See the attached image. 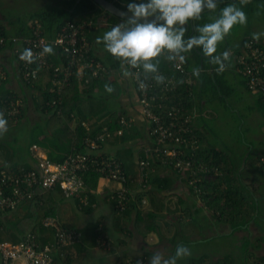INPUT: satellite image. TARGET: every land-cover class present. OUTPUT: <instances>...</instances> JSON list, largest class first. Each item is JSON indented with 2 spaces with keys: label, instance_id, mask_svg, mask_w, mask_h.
I'll return each instance as SVG.
<instances>
[{
  "label": "trees",
  "instance_id": "obj_1",
  "mask_svg": "<svg viewBox=\"0 0 264 264\" xmlns=\"http://www.w3.org/2000/svg\"><path fill=\"white\" fill-rule=\"evenodd\" d=\"M108 1L112 2L115 6L125 10L127 0ZM228 2H235L238 7L243 8L244 12H246L248 9H257L259 10V12H264V0H246V2L243 4L240 3V0H223L220 6L223 7L224 3ZM61 4L63 5V7L32 11L31 13L26 15L25 21L23 23L25 24L27 20H40L42 23L43 34L47 38L53 39L57 30L60 29L65 20L77 21L83 18L102 15L106 20V24L104 25L105 31L109 30L111 26L121 21L119 17L108 13L103 8L98 6L94 0H61ZM208 15V13H205V19L197 23L207 22ZM1 32L4 33L5 31L1 30ZM191 33L192 25H189L188 34ZM86 36L90 43L93 56L103 62V65L107 67L106 69L110 71L111 69H113L115 73H118V71H120L121 69V62L117 61L110 54H108L103 49V46L102 49L104 54L102 57L98 56L97 53H94L95 51L93 52L92 44L94 40L92 31L88 30ZM245 40L246 39L242 41L241 45ZM241 45L234 50V53H237L239 51ZM54 49V53L50 55L47 54V58L54 64H60L63 62L61 51L57 47H54ZM218 51H220V49H218ZM171 65L172 62H169L161 57L159 64L160 73L175 75L176 72ZM183 65L186 69L190 70H192L193 67H200V77L198 79L193 77V83L187 88H184L179 80V76H174L178 83L177 91L173 94H166L169 100H173L175 102L180 101V104L183 108H185V110L188 108V110L191 111L192 107H194V102H196V99H198V96L196 94L197 88H200L204 90L202 92V95L206 92H214L216 90L218 91L219 95H222V102L226 101L227 98L225 97V92L227 93V91L226 87L224 86L225 71L219 74L214 72L212 69L215 67V65H210L207 58L201 56L198 51L192 52L187 57V60L185 63H183ZM42 72L43 70H40L39 77ZM39 77L30 84L35 85L39 80ZM121 82L122 81H119L116 78H111V76L107 77L99 75L98 77L91 78L88 84L83 85L86 88L79 92V81L76 77V74L74 73L70 79L69 86H67L63 91L61 111L59 113L52 111L51 107L46 104V101L48 99H51L55 96L54 93L49 91V83L47 85H44L43 87L38 86L39 92L37 96V105L39 106V108H41V115L43 116L44 120H47V122H49L50 119H55L58 122L57 128L51 131L48 130L47 123L45 125H41L40 131H37L33 136V139L38 142L39 134H45L42 138V141H40V144L44 147L49 146L48 148L52 149L47 153V158L50 161L54 163H60L69 154L75 152H84L86 147L83 140L87 133L90 132L89 134L95 135L104 126L110 133L123 128L120 134L116 133L117 135L114 137L116 141L132 142L136 138V136H142L141 134H139V132H135L136 130L133 127H131L133 128L131 132L129 130H126V128L119 123L120 117L123 116L121 114H123L124 111L118 112V110L113 109V107L111 106V100L112 102L115 101L119 98L120 94L123 93L124 88ZM106 84L112 86L113 92L108 93L105 91ZM133 89L136 93V97L138 98V93L135 86L133 87ZM256 98L257 99L255 101V107L262 115H264V93H256ZM16 100L20 101V105L18 106L19 111L14 115H9L8 111L11 109L10 103L15 102ZM225 105L227 106L226 103ZM0 113L4 114V117L8 122H17L20 118H22L24 114L22 100L18 97L17 94L8 90V88L6 87V79L4 77L0 79ZM48 115L49 117H47ZM74 118L77 120L76 128L72 131H69L67 121L73 120ZM87 119L90 123H88V126H85L82 124V120ZM193 121L195 122V120L193 119L190 124L192 127V134L190 135L196 139L199 145H201L205 140L204 136L206 135V133H208V131L205 127H195ZM131 125L133 124L131 123ZM242 126L243 125H241L239 121L238 130L241 132V142L245 143L244 129ZM65 132L71 133L72 137L74 138L72 140V143L69 145L60 140V137ZM209 134L211 133L209 132ZM149 145L150 147L153 146L152 143ZM172 146L178 150H183L185 153L191 152L189 151L190 146L184 147L182 145L176 144H173ZM213 146L214 145H210L209 148L204 147V149L200 146L194 152V160L196 162H202L209 169V173L203 174L202 177L196 182V190L194 189L193 185H189V187L197 196L195 197L200 202V204L194 207V213H192L191 208L185 207L182 209L184 215L182 217L184 219L181 218L180 213L178 215L180 216V220L176 219V221L172 222L171 224L164 223V226L162 223V219L165 215L163 213L162 208L164 206L162 204H160L156 208L143 207V199H146L145 194L146 192L150 191V186H153V184L155 183L156 189L160 191H164L166 187H169V185L167 184V178L162 179L161 182L160 178H158L156 181L157 176L155 177L152 172L154 168H162V170L164 168H171L168 165L164 164L157 154L152 153L150 162L145 168V171L147 172V182L145 186L148 188L145 187L144 189H142L143 187H138L140 188L139 190L136 188L133 189L135 196L128 202L126 208L122 212H117L113 207V213L115 217L119 216V218H125L123 226H118L117 228H115L114 232H134L141 237L154 234L161 240L162 237L166 236L165 234L167 233L165 232L168 231V233H170V236L167 238V241L171 245V254L174 252L177 244L182 243L190 247V243L188 242H195L196 239L193 240L190 237L192 232H197L201 236L200 238L204 239L206 237L204 235V231L211 225L216 226L220 223H227L230 230L227 233H218L219 236L232 235L236 231H247L252 223L256 225L264 234V208H262L261 206V202L264 201V190H258V193L256 192L257 188L256 191H254L251 185H249L244 180V174L246 173V170L252 167L256 172V176L261 180V184L258 183V185H262L264 187V153L261 154L252 152L253 145L250 144L244 151V153H241V158L238 160L237 156H233V159L229 162L230 167H227L231 151H226L227 148ZM147 147L148 145H145L137 151V149L135 150L132 148V145L130 146V151H132L133 149L134 155L137 156V162L140 158H144V150ZM101 155L106 156L104 154ZM112 157L121 160L119 156L114 155ZM239 161H241V163ZM247 162L249 167L245 168V164ZM124 170L126 173L125 166ZM208 174L215 175L212 179H209L206 178ZM181 176L183 177L185 182H187V177L184 175ZM82 177L84 179V184H86L87 188H90L91 190L95 189L98 179L103 176L99 172L94 171L93 169H89L85 172H82ZM39 191V195H35V197L23 202H27V207H33V209L35 210L34 216L31 215L32 212H30L29 215V219L30 217L33 218V220L31 219V223L29 224L30 227H28L27 230L20 229L19 231L18 223H20V221H17V224L10 226L6 223V225H2L4 231L0 232V240H10L13 243H17L25 235V233H22L23 231L34 233L36 236H38L37 238L41 242H45L46 240H49L51 238V231L48 228L43 227L42 219L46 216H56V206L58 204V201L62 200L64 196L62 190L59 187H56L52 190L48 189L45 191L39 189ZM92 196L93 195L90 191H88V189H86V191H83L82 189L80 192V197H85L87 200L86 203L82 202L79 197H74L73 199L79 209L88 211L91 210V207H93V204L95 203V199ZM109 197L110 194L108 195V198ZM110 202L111 206H113L114 202ZM21 204L22 202L19 205ZM100 223V221H97L93 224L95 234L98 235V242H101L105 232L107 231L103 229V226ZM170 226L175 227L172 232L170 231ZM164 228L170 229L165 230ZM16 229L23 234V236H21L22 234L20 235L21 238L18 235L14 234V231ZM78 230L84 233L86 229ZM178 233H181V238L177 236ZM211 236L213 235H210V238ZM118 241L120 243L123 242L121 238H119ZM79 242L80 241L72 245L59 248L54 254L52 264H72V259L69 258V253H67V250L77 245H80L81 247L82 244ZM243 242H245V244ZM251 245L252 244L250 238L244 237L240 245L241 251L236 256L232 255L231 257L229 256V254H224L218 257L216 260L211 261L210 254L199 251L196 254H192L191 256L178 261V264H264V255L253 256V253L250 250ZM81 248L83 249V247ZM84 250L85 248L83 249V251ZM151 255V252H145L144 254L134 257L119 255L116 258L114 264H137V261H143V264H148V259ZM227 257L229 262L226 261Z\"/></svg>",
  "mask_w": 264,
  "mask_h": 264
},
{
  "label": "built area",
  "instance_id": "obj_2",
  "mask_svg": "<svg viewBox=\"0 0 264 264\" xmlns=\"http://www.w3.org/2000/svg\"><path fill=\"white\" fill-rule=\"evenodd\" d=\"M29 25L28 33L24 36L6 35L0 30V48L7 44L13 46L14 54L20 67V78L25 84H30L39 77L40 70L45 71L49 82V91L55 96L46 101L52 111H61L62 95L69 86L70 79L75 73L80 85H86L91 78L112 76L113 69L108 70L98 58L93 56L86 33L94 27L92 19L81 21L65 20L57 30L53 39L43 34L42 23L38 19ZM102 23L106 24L105 18ZM45 43L52 44L61 51L63 62L54 64L49 61L47 54H41ZM31 49L36 57L32 63L20 59V53ZM172 62L176 74H163L165 81L157 84L151 78L145 80L146 87H138L140 79H144L140 70H132L130 76L138 93L140 114L148 125V135L153 146L148 145L144 150V158L138 160V187L144 189L147 182L145 168L150 162L151 154H157L162 162L180 175L187 177V184L193 185L209 169L202 162L194 160V152L198 142L192 134V115L187 113L180 101L169 100L167 95L177 91L178 75L184 88L193 83L191 70L183 64L176 66ZM123 68L127 66L122 64ZM234 71L244 80L245 86L253 93H264V45L253 38H247L234 57ZM178 72V73H177ZM5 76L0 66V79ZM167 94V95H166ZM20 101L11 102L9 115L18 113ZM84 123V122H82ZM119 123L128 127L131 118L120 117ZM123 128L116 130L120 134ZM90 133V132H89ZM87 133L84 145L87 151L69 154L62 162L54 163L43 154H36L35 163L31 166L1 167L0 168V216L16 208L24 199L35 197L41 190H52L59 187L65 199L79 197L86 203L85 197H80L84 188L82 172L89 169L99 172L104 178L117 182L119 186L112 190L109 201H113L117 212H122L135 194L130 187L121 160L112 156H102L93 151L101 148L110 132L104 126L95 135ZM190 146L188 153L178 150L172 145ZM36 149V145L30 147ZM91 151V152H90ZM187 154V155H186ZM210 175V174H208ZM127 183V184H126ZM140 189V188H139ZM138 189V190H139ZM145 200L143 199V203ZM113 208V209H114ZM42 225L51 231V238L41 242L37 236L28 232L17 242L0 241V264H52L55 252L62 247L72 245L81 239V232L75 227L64 226L57 218L46 216ZM2 229L0 223V231Z\"/></svg>",
  "mask_w": 264,
  "mask_h": 264
},
{
  "label": "crops",
  "instance_id": "obj_3",
  "mask_svg": "<svg viewBox=\"0 0 264 264\" xmlns=\"http://www.w3.org/2000/svg\"><path fill=\"white\" fill-rule=\"evenodd\" d=\"M35 1L38 3H36ZM26 6H28V8ZM55 7H63V5L61 4V0H0V29L5 31L4 34L6 35H15L19 37L24 36L28 31V29H26V23H23L25 21L26 15L35 10L37 11L39 9H49ZM262 13L263 12L256 11L255 14L257 15L254 14V17L246 13L247 23L245 25H239L237 28L235 26V29H232L231 33L225 38L221 46L218 47L220 51L227 49L230 52L231 57V64L226 68L224 74V86L226 87L227 91V93L225 92V97L227 98L231 95H235L237 97V100L234 101L235 104L242 103L243 101L247 102L248 112L246 116L241 118L239 117V119L240 124L243 125V129L244 127H248V133H252V128H256L258 129V131L264 129V115H262L255 107V101L257 99L256 93L248 90L243 79L234 71V57L236 54L234 53V50L241 45L244 39L247 38H253L264 45V34H259L258 30L260 27H257V25H260L262 23V25H264V19L259 18V16H261L260 14ZM89 18L94 21V27L89 30L92 31L94 40L92 44L93 52L95 51L94 53H97L98 56L102 57L104 54L102 44L97 45L96 37L98 36L97 32L102 31V34L105 32V24L102 23L103 16L98 15ZM89 18H83L77 21ZM234 32L241 33L236 36ZM253 34H256V36L254 37ZM0 66L5 73L4 78L6 79V87L8 88V90L17 94L18 97L22 100L24 111L22 118H20L17 122H8V131L5 133V136H0V168L16 167L18 165L31 166L35 163L36 154H43L47 156V153L52 150L51 148H48L49 146L44 147L40 144V141H42V138L45 134H39L38 142L33 139L34 134L37 131H40L41 125H45L46 123L49 131L56 129L58 125V122L55 119H50L49 122H47V120H44L43 116L41 115V108H39V106L37 105V96L39 92L38 86L43 87L44 85H47L49 83L47 74L45 73V71H43L35 85H27L23 83L20 78L19 63L17 61L16 55L14 54L13 46L11 44H7L4 47L0 48ZM120 68L121 69L120 71H118V73H114L111 76V78H116L117 80L122 81L121 83L124 88L123 93L120 94L119 98L115 100L117 104L115 109L118 110V112L124 111V113L121 114L123 115V117L133 118V125L126 127V130H129L131 132L132 129L135 128V132H139V134H141L142 136H136V138L132 142H121L114 139V137L117 135L116 131L113 133L111 132L108 136V139L105 140L102 144L101 148L93 152L104 154L106 156H119V158H121V160L123 161L124 166L126 167V174L130 180L128 183L132 189H135L137 188L138 180V162L137 156L134 155L133 149H137L138 151V149L142 148L143 146L151 144V140L148 135V125L139 112V104L137 101L136 93L133 89L134 85L132 83V80L130 76H123V72L125 71V69L123 68L122 63L120 64ZM85 88V86L79 84V92H81ZM203 91L204 90L197 88L196 94L199 100L196 99L197 101L194 102V107H192L191 111H189L188 108L186 109L187 113L192 115V120H195V122L193 121L195 127H205L208 131V133H206V135L204 136L205 140L201 145H199L198 143L196 150L200 146L203 149L204 147L209 148L210 145H214L215 147H217L210 137L208 120L210 118V115H212L213 103L218 101L223 103L224 106H226L225 103L227 104V99L225 102H222V95H219L218 91H209L202 95ZM120 100L121 102L123 101L125 103L121 104ZM253 115H256L255 119L251 118ZM47 117H49V115ZM67 122L69 131H72L76 128L77 120L75 118ZM82 122H84L82 124L85 126H88V123H90L88 119L82 120ZM73 139L74 138L69 132H65L60 137V140L64 141V143L68 145L72 143ZM32 145H36V149L31 150L30 147H32ZM131 145L133 148L132 151H130ZM245 150V148L243 150L237 149L236 152L239 153L241 151V153H244ZM85 151H87L86 148ZM226 151H231L227 166L230 167L229 162L233 159V156L231 154H233L235 149L229 150V148H227ZM261 151L262 152L257 153H264V149H261ZM247 167H249L248 162L245 164V168ZM152 173L155 175V177L157 176L156 181L158 178H160V182L162 181V179L167 178V184L169 185V187H166L164 191H160L156 189L155 183L153 184V186H150V191L146 192L145 194L146 199L144 198L145 202L143 207L156 208L160 204H162L164 206L162 209L165 215L162 219L163 225L164 223L171 224L172 222H175L176 219L180 220V216H176L175 214L180 211H182L183 213V208H191L197 206L195 200L193 199V197L196 196L195 193L192 191V189L189 187L187 182H185L181 175H178L174 170H171L169 168H164L163 170L162 168H154ZM210 175L214 176L215 174ZM118 186L119 184L117 182L111 181L104 177H100L97 181L95 189L90 190V188H87L86 184L83 188V191H86V189H88V191H90L93 195L92 197L95 199V203L93 202V207H91V210H88L87 212H92L93 210L98 208V210L100 211L95 222L100 221L103 229L107 230L104 234L105 238L103 237L101 242H98L97 240L98 235L95 234V229L89 230L86 224L79 223L75 226H70L61 222L64 226L75 227L77 229H86L84 233L81 232V239L79 242L82 244L81 247H83V249L85 248V250L83 251L80 245L74 246L67 250V253H69V258L72 259V264H114L116 258L119 255L134 257L144 254L145 252L153 253V248L155 247L154 243L163 244L164 246L162 253L164 255H171V245L167 241L170 233L165 234L166 236L162 237L160 240L154 234L141 237L134 232H114L115 228L120 225L123 226V222L125 220L124 217L119 218V216H114L113 208L108 198V195L111 194L112 190H114ZM39 194L40 193H38L37 195ZM64 199L65 198L62 199V202L64 201ZM26 200L28 199H24L23 201H21V205H19L21 203L20 202L16 206V208L0 216V223L2 222L1 226L4 224L6 225V223L7 225L9 224V226L14 225L17 224V221H20V223H18L19 231L20 229L27 230L28 227H30L29 224L31 223V219L33 220V218L30 217L29 219V215L30 212H32L31 215L34 216L35 210L33 209V207H27V202L23 203ZM102 202L104 205H102ZM197 203L200 204L198 200ZM79 210L82 212L86 211L81 209ZM191 210L192 213H194V208H191ZM69 211L71 210L69 209ZM58 214L56 207V218H60ZM69 214L72 215L71 212H69ZM166 229L170 228H165V230ZM207 229H210V227H208ZM2 231H4V228H2L0 232ZM19 231H17L16 229L14 231V234L18 235L20 238L24 233H28L27 231H23L22 234ZM212 235H215V233H213ZM177 236L181 238V233H178ZM190 237L194 240L199 239L201 236L197 232H192ZM119 238L123 240L122 243L118 241ZM0 241L13 243L10 240Z\"/></svg>",
  "mask_w": 264,
  "mask_h": 264
},
{
  "label": "clouds",
  "instance_id": "obj_4",
  "mask_svg": "<svg viewBox=\"0 0 264 264\" xmlns=\"http://www.w3.org/2000/svg\"><path fill=\"white\" fill-rule=\"evenodd\" d=\"M223 0H127L121 21L110 27L96 43L114 59L126 65L124 77L133 76L132 70H140L144 79H140L138 87H146L145 80L151 78L157 84L165 81L159 71L160 58L169 62H178L179 67L194 51L207 58L217 74L223 73L230 64V52L218 47L237 25L247 23L246 13L235 2L220 4ZM246 0H240L245 3ZM207 22L197 23L205 19ZM192 25V33L189 32ZM254 37L256 34H253ZM52 44L45 43L41 54H53ZM36 57L31 49L25 48L20 59L32 63ZM200 67H193L191 75L199 78ZM182 82V81H180ZM105 91L113 92L111 85H105ZM8 131V121L0 113V136ZM191 256L190 248L185 244H177L171 255L153 252L148 264H178V261ZM143 264V261H137Z\"/></svg>",
  "mask_w": 264,
  "mask_h": 264
},
{
  "label": "rangeland",
  "instance_id": "obj_5",
  "mask_svg": "<svg viewBox=\"0 0 264 264\" xmlns=\"http://www.w3.org/2000/svg\"><path fill=\"white\" fill-rule=\"evenodd\" d=\"M36 3H38V2H36ZM26 7L28 8V6H26ZM256 11H259V10L252 11V10L248 9L246 12L249 13L252 17H254V14ZM255 15H257V14H255ZM260 15L261 16H259V18L264 19V12ZM31 22L32 21H29V20L26 21V27L27 28L29 27ZM262 24H260V25L263 27H261L260 25H257V27H260L258 30L259 34H261V33L264 34V25H262ZM238 26L239 25H237L236 28ZM233 29H235V28H233ZM240 33L241 32H234V34L236 36H238ZM97 35L101 36L102 31L97 32ZM236 100H237V97L235 95H231V96L227 97V102H228L227 106L229 104V107L224 106L223 103L218 102V101H216L215 103L212 104L213 105L212 115H210V118L208 120V125H209L208 129H209V132L211 133L210 137L213 140V142L216 144V146L220 147V148H226L227 147L229 149H235V151L231 155L237 156L238 160H239L241 158V154H240L241 151L239 153H237L236 152L237 149L238 150H243L244 148L247 149L250 144L253 145V151L252 152H262L261 149H264V144H263L264 143V129L258 131V129L252 128L251 129V132L253 133L252 134L250 132L249 133L247 132L248 127L247 128L244 127L245 143L241 142L242 141V138L240 137L241 132L238 130V125H239V121H240L239 117L246 116V114L248 112V104L246 101H243L242 103H239V104L238 103L235 104L234 101H236ZM120 103L124 104L125 102H123V101L121 102V100H120ZM111 106L113 107V109H115L117 106L116 102L115 101L112 102V100H111ZM255 116L256 115H253L251 118L255 119ZM131 119H132V122H134L133 118H131ZM245 120H246V117H245ZM2 136H5V134ZM258 150H260V151H258ZM239 162L241 163V161H239ZM138 174H139V169H138ZM206 178L212 179L213 176L207 175ZM244 180L249 185H251V187L254 189V191H256V188H257L256 192H258V193H259V191L264 190V187L262 185H258V183L261 184L260 183L261 180H260V178H258L256 176V172L252 167H250L249 169L246 170V173L244 174ZM137 185H138V180H137ZM193 199L195 200L196 204L198 205L196 198L193 197ZM65 201H66V203H65ZM102 205H104L103 202H102ZM261 206H262V208H264V201L261 202ZM56 207H57V214L59 212L58 215L60 216V218L57 217V219L60 222L68 224L70 226H75L76 224H79V223L86 224L88 226L89 230L93 229V224H94V222L98 216V213L100 211V210H98V208H96L92 212H87V211L82 212L77 208V206L74 202V199H72V198L64 199L63 202H62V200H59ZM65 207H66V209H65ZM194 207H191V208H194ZM69 209L71 211H69ZM69 212H71L72 215H70ZM180 213H181V218L184 219L182 217V216H184L182 211L176 213L175 215L177 216ZM175 215H173V216H175ZM170 228H171L170 229L171 232L173 231V229H175L174 226H172ZM228 231H229V226L227 223H225V224L220 223V224H217L216 226L211 225L210 229H206L204 231V235L206 236L204 239H201V238L196 239L195 240L196 243L195 242H192V243L188 242V243H190L189 248L191 251V255L194 253H198L199 251L206 252L207 254H210V260L211 261L216 260L218 257H220L221 255H224V254H226V255L229 254V256H231V257H232V255L236 256L241 251L240 245H241L244 237L245 238L249 237L251 240L252 245L250 247V250L253 253V256L254 255L255 256L264 255V234L262 233L261 230H259V228L256 225H254L252 223L249 226V228L247 229V231H236L232 235H225V236H219L218 235V233H226ZM165 233H168V231H166ZM213 233H215V235L211 236V238H210V235H212ZM243 243L245 244V242H243ZM154 245H155V247L153 248L154 252H163V246H164L163 244H158V243L155 244L154 243ZM226 261L229 262L228 257L226 258Z\"/></svg>",
  "mask_w": 264,
  "mask_h": 264
},
{
  "label": "water",
  "instance_id": "obj_6",
  "mask_svg": "<svg viewBox=\"0 0 264 264\" xmlns=\"http://www.w3.org/2000/svg\"><path fill=\"white\" fill-rule=\"evenodd\" d=\"M94 1L98 6L103 8L108 13H110L114 16H117L120 19L122 18L121 15L125 11L124 9H121V8L115 6L112 2H110L108 0H94Z\"/></svg>",
  "mask_w": 264,
  "mask_h": 264
}]
</instances>
